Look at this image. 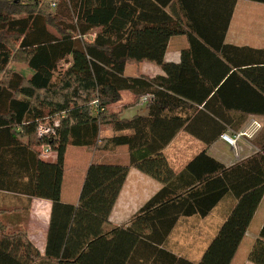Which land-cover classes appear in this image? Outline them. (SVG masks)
I'll use <instances>...</instances> for the list:
<instances>
[{"label": "trees", "instance_id": "1", "mask_svg": "<svg viewBox=\"0 0 264 264\" xmlns=\"http://www.w3.org/2000/svg\"><path fill=\"white\" fill-rule=\"evenodd\" d=\"M236 3L0 0V190L52 202L44 258L56 264H92L106 256L96 264H195L165 248L170 234L181 218H206L232 194L236 204L200 264L232 263L264 198V143L232 167L204 151L180 175L164 150L182 130L210 147L234 127L227 117L232 111H261L215 107L222 78L213 84V70L215 61L224 62L219 57L228 59L233 49L225 38ZM177 36L187 37L189 48L180 64L168 63L165 55ZM15 61L31 74L13 69ZM141 63L165 75H125L129 64ZM207 71L211 75L202 74ZM123 92L134 96L131 107L152 95L148 114L127 119L114 111ZM40 126L56 131L48 140L55 161L39 155L38 147L46 142L38 137ZM103 126L126 134L101 139ZM122 146L129 148V166L92 164L79 204L62 202L69 147L98 153ZM130 167L163 188L127 227L109 228ZM102 241L108 245L104 253L96 249ZM42 258L25 229L11 228L0 218V264H35ZM249 261L264 264V225Z\"/></svg>", "mask_w": 264, "mask_h": 264}, {"label": "crops", "instance_id": "2", "mask_svg": "<svg viewBox=\"0 0 264 264\" xmlns=\"http://www.w3.org/2000/svg\"><path fill=\"white\" fill-rule=\"evenodd\" d=\"M224 12L227 15V9ZM225 43L233 48L230 57L228 59L219 57L224 62L216 60L215 57L211 58L212 61L216 60L215 65H217L213 70V79L215 80L213 84L222 78L221 83L215 88L217 93L215 107L217 109H261L260 113L232 111L227 117L234 127L230 128L226 134L234 138L239 132L252 130L255 124H261L262 129L257 131V135L262 134V136L256 141L258 146L250 145L249 141L244 143L245 139L238 140L241 158L237 160L234 155L235 146L223 140L222 137L207 147L199 138L182 130L164 150V155L176 175H180L187 165L204 151H207L210 157L226 167H232L257 154L264 143V2L237 0ZM188 48L187 37H173L165 55L166 62L180 64L182 52ZM204 59L208 60L207 57ZM226 65L229 66L228 73H226ZM148 66H151L152 72L150 74L142 72L140 75L147 77L165 75L159 67ZM127 69L128 66L126 67V76ZM143 69L145 70L146 67ZM208 72L202 74L211 75ZM140 75L137 74V76ZM133 102L134 96L130 92H123L122 101L111 108L121 112L122 117L127 119L148 114L147 106L138 104L131 107ZM193 104L201 107L200 104ZM210 115L214 116L211 113ZM218 122L224 123L225 121L219 120ZM123 134L126 133H116L112 127L103 126L100 138H113ZM69 152L75 154V162L70 168L67 166ZM55 160L56 157H53L51 161ZM95 163L129 166V148L122 146L97 153L86 147H69L66 153L62 186V202L64 204L73 206L79 204L88 169ZM162 188L163 185L160 182L143 174L138 169L130 167L127 181L111 213L109 228L127 227L139 210ZM235 204L236 199L232 194H229L206 218L199 216L181 218L170 234L165 248L181 258L200 264L204 253L219 233ZM52 210L53 204L50 200L0 190V212H2L0 218L11 228H23L27 231L32 243L43 257L35 264H56L44 258L48 246ZM263 225L264 198L231 264H236V258L244 247L246 248L245 257L238 264H252L249 261V254ZM109 228L107 227V230ZM249 236H253V240ZM104 243L103 241L97 243L96 249H99L100 253L107 250L108 245H104ZM106 259L107 256L100 260L96 258L91 263L96 264V262L106 261Z\"/></svg>", "mask_w": 264, "mask_h": 264}, {"label": "rangeland", "instance_id": "3", "mask_svg": "<svg viewBox=\"0 0 264 264\" xmlns=\"http://www.w3.org/2000/svg\"><path fill=\"white\" fill-rule=\"evenodd\" d=\"M52 4H51V8L52 9H55L54 6H52ZM92 38H93V36L90 37V38H88V39L91 40ZM144 64H145V66H144ZM148 65H153V64H150V63L129 64L128 65V69H127V76H129V77H136L137 74L140 75L142 72H146L147 74L148 73L150 74L152 72V68H151V66H148ZM153 66H155V65H153ZM143 67H146V69L144 70ZM155 67H157V66H155ZM12 68L15 69V70H17V71L23 72L25 75L31 74V71L25 66V64L20 63V62H16V61L13 62L12 63ZM261 129H262V125L261 124H255L252 130L239 132L237 135H235V138L237 139V141L238 140L245 139L244 143H246L247 141H249L250 145H252V144L253 145H257L256 141H258L259 137L262 136V134L260 136H258L257 135V131H260ZM253 138H254L255 141L253 140ZM238 143H236V145H234L235 146L234 147V149H235L234 150V155H236L237 160H240L241 156H239V155L241 153V150L239 148V144ZM237 144H238V146H237ZM236 146H237V149H236ZM52 159H53V157H51L48 160H52ZM74 162H75V154H73L72 152H69L68 155H67V166H68V168H70L71 166H73ZM249 238L251 240H253V236H249ZM245 251H246V248L244 247L240 251L239 256L236 258L237 259L236 260V264H238L239 262L241 263L242 259H244V257H245V253L244 252Z\"/></svg>", "mask_w": 264, "mask_h": 264}, {"label": "built area", "instance_id": "4", "mask_svg": "<svg viewBox=\"0 0 264 264\" xmlns=\"http://www.w3.org/2000/svg\"><path fill=\"white\" fill-rule=\"evenodd\" d=\"M154 97L152 95H146L140 98L139 105L140 106H146L148 103L152 102ZM58 122L56 123V126H58ZM56 135V131L54 127H48V126H40L38 128V137L39 139H43L46 142H44L41 146L38 147L39 155L42 159L48 160L51 157H54V149L51 144L48 143V140H52L53 137ZM222 139L229 142L231 145H235L237 143V139L234 137H230L228 135H223Z\"/></svg>", "mask_w": 264, "mask_h": 264}]
</instances>
